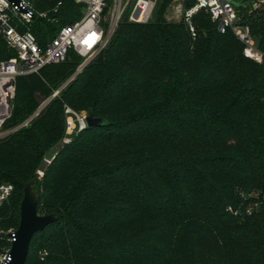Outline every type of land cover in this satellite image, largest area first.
<instances>
[{
    "label": "trees",
    "instance_id": "trees-1",
    "mask_svg": "<svg viewBox=\"0 0 264 264\" xmlns=\"http://www.w3.org/2000/svg\"><path fill=\"white\" fill-rule=\"evenodd\" d=\"M167 1L157 22L124 19L59 96L81 63L73 51L17 78L7 128L46 103L30 127L0 139V183L15 188L0 225L18 228L24 189L66 129L65 105L105 122L74 135L45 171L38 214L60 219L33 236L25 264H45V247L59 264H264V68L204 10L192 18L195 39L167 23ZM262 13L242 21L264 50ZM81 16L63 0L55 21L37 17L22 30L45 47ZM16 56L0 37V61Z\"/></svg>",
    "mask_w": 264,
    "mask_h": 264
},
{
    "label": "built area",
    "instance_id": "built-area-1",
    "mask_svg": "<svg viewBox=\"0 0 264 264\" xmlns=\"http://www.w3.org/2000/svg\"><path fill=\"white\" fill-rule=\"evenodd\" d=\"M17 1L0 0V37L10 49L17 52L16 57L0 61V139L14 131L7 125L13 116L18 77L38 74L48 65L63 63L71 51L81 58L76 73L81 72L104 51L124 19L134 24H148L162 0H75L82 7L81 18L61 27L45 47L38 43L32 32L22 29H28V24L37 17L55 21L52 15L58 14L63 0H48L53 6L43 10L38 8V3L46 0ZM202 10L211 16L219 33L233 34L243 46V55L264 68V50L258 47L251 27L243 23L239 7L230 0H196L185 14L192 32V18ZM44 106L37 110L34 117ZM65 114V144H68L72 141L71 136L88 127L87 113L67 107ZM47 163L50 164V161L47 160ZM38 173L42 176L44 172L39 170ZM14 189L11 183H0V213ZM252 209L249 208L247 212L251 213ZM228 210L232 211V208ZM17 229L0 230V264H10L12 261L10 252L16 241Z\"/></svg>",
    "mask_w": 264,
    "mask_h": 264
},
{
    "label": "rangeland",
    "instance_id": "rangeland-1",
    "mask_svg": "<svg viewBox=\"0 0 264 264\" xmlns=\"http://www.w3.org/2000/svg\"><path fill=\"white\" fill-rule=\"evenodd\" d=\"M236 7H241V8H245L240 10V15L241 17L243 16L244 13H254L256 11H260L262 10V8L264 7V3H261L262 0H230ZM160 7V3L157 6L156 12L158 11ZM163 19L167 22V23H175V24H184V27L186 30H188V32L191 34L192 38L195 39L196 38V34H197V29L196 26L194 24V22H192L193 28H194V32L191 31L190 26L186 20V12L189 9H186L184 6V0H169L167 1L165 8L163 9ZM159 14L154 13L151 21L152 22H157V18H158ZM264 13H262V17L264 16ZM262 20V19H261ZM195 33V35H194ZM89 65V64H88ZM83 71V70H82ZM81 71V72H82ZM74 73L70 78L66 79L63 81L62 85H60V87L54 91L53 95L51 96V98H54L56 96H59L61 94V92L81 73ZM50 100V99H49ZM46 102L43 103V105ZM42 105V106H43ZM67 107H70L68 105H65L64 108L66 109ZM71 108V107H70ZM74 110V109H73ZM37 112V111H36ZM36 112H34L32 115H30L29 117H27L25 120H23L22 122L18 123L17 126L13 127L12 129H14V131L9 134L8 136H12L15 135L19 130L25 129L27 127H30L31 124L33 123L35 117L34 115L36 114ZM81 112H86V111H81ZM87 113V112H86ZM67 117V116H66ZM63 133L62 136L60 137L58 144L55 145L44 157L40 167L38 169H36L35 173H34V180L31 181L30 183H28L25 187V189L27 187H30L31 190L33 191V193L36 194V196L38 197V201H39V196L40 193L39 191L36 189V187H38L41 182L44 180V176H45V171L47 170V168L52 164V162L54 161V159L56 158V156L58 155L59 151H61V149L65 146V138L67 136L66 134V129H65V124L63 126ZM78 133L76 132L75 135H77ZM7 136V137H8ZM73 138V136H71ZM47 160L50 161V164L47 163ZM42 170L44 173L41 176L38 171ZM24 189V192H25ZM10 201H8L9 203ZM57 218V220L54 222H58V220L60 219L56 214H54ZM53 223V224H54ZM20 224V222H19ZM18 224V227H19ZM9 227V228H8ZM6 228V225H0V230H8L11 228H14L15 226H8ZM50 232H46V233H51L52 230H49ZM54 233L52 232L51 235H53ZM50 235V234H49ZM118 235V232L116 234V236ZM115 236V237H116ZM113 246V245H112ZM111 252V249H110ZM38 260L41 263H45V264H59V253L56 249H52V248H43L38 250V254H37ZM123 262V261H122ZM120 260L117 261L118 264H127V263H122Z\"/></svg>",
    "mask_w": 264,
    "mask_h": 264
},
{
    "label": "water",
    "instance_id": "water-1",
    "mask_svg": "<svg viewBox=\"0 0 264 264\" xmlns=\"http://www.w3.org/2000/svg\"><path fill=\"white\" fill-rule=\"evenodd\" d=\"M14 1L18 2L17 0ZM86 122L88 127H99L105 123L104 120L95 118L92 114H87ZM56 220L54 214L46 216L38 214V197L30 187H27L21 203V218L16 232V241L13 243L10 252L12 257L10 264H25L33 236L45 230Z\"/></svg>",
    "mask_w": 264,
    "mask_h": 264
}]
</instances>
